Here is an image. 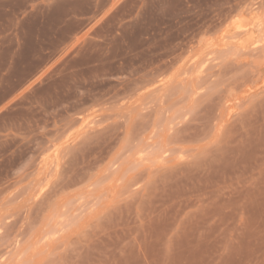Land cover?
Returning a JSON list of instances; mask_svg holds the SVG:
<instances>
[{"label":"rangeland","instance_id":"1","mask_svg":"<svg viewBox=\"0 0 264 264\" xmlns=\"http://www.w3.org/2000/svg\"><path fill=\"white\" fill-rule=\"evenodd\" d=\"M0 264H264V0H0Z\"/></svg>","mask_w":264,"mask_h":264}]
</instances>
